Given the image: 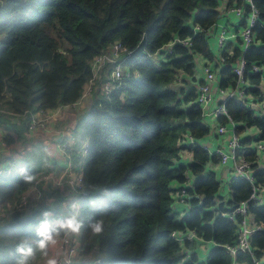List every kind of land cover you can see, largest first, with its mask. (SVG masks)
I'll return each instance as SVG.
<instances>
[{"label":"trees","instance_id":"obj_1","mask_svg":"<svg viewBox=\"0 0 264 264\" xmlns=\"http://www.w3.org/2000/svg\"><path fill=\"white\" fill-rule=\"evenodd\" d=\"M1 1L0 116L75 103L91 77V60L108 52L114 42L130 52L120 60L138 74L124 77L121 89L108 97H96L84 120L87 145L77 217L82 223L77 255H95V264H230L223 246L235 243L236 225L220 215L226 209L218 196L215 173L204 172L208 162L219 160L196 141L210 129L195 101L203 79L193 78L196 56L210 62L216 57L209 34L221 18L220 0ZM252 2L259 16L253 33L263 42L264 0ZM233 3L240 5L241 0H228V6ZM244 10L249 6L244 5ZM184 39H189L188 45L174 42L169 52L162 50L170 42ZM225 50L217 72L220 89L236 88L232 66L240 57L246 70L251 63L264 67V45L254 44L244 51L238 45L230 54ZM157 52L159 61L153 59ZM245 78V94L256 102L264 101L260 87L264 78L259 74H246ZM217 103L225 109L218 123H232L236 137L247 128L259 131L255 139L239 137L241 148L236 155L251 163L255 184L264 186V168L248 148L264 139V113L257 115L246 100L235 101L233 97ZM185 137L193 143L183 144ZM182 148L192 154L186 166L175 165ZM187 171L193 176L192 188L185 189L191 196L189 209L178 218L171 208L169 184L184 183ZM33 176L29 167L13 166L9 176L0 178V207H10V212L0 217V264H15L17 246L36 240L35 227L43 212L58 219L69 214L68 205L66 211L61 209L64 197L51 188L46 196L53 198L50 203L11 210L32 185ZM229 190L230 199L225 204L234 208L249 198L252 187L247 179L236 178L229 182ZM247 210L256 224H264V205L248 203ZM240 218L236 215V220ZM95 224L101 227L99 233L92 230ZM174 231L193 232L212 241L206 260H198L189 241L183 244L189 250L186 257L171 236ZM250 245L252 255H239L237 261L264 264V230L252 232ZM41 255L37 251L32 264H38Z\"/></svg>","mask_w":264,"mask_h":264},{"label":"built area","instance_id":"obj_2","mask_svg":"<svg viewBox=\"0 0 264 264\" xmlns=\"http://www.w3.org/2000/svg\"><path fill=\"white\" fill-rule=\"evenodd\" d=\"M223 4L224 13L226 15L230 14L234 19L241 23L240 27L236 30H230L229 27L225 26L219 21L214 24V29L212 30V36L214 38L215 49L217 50V56L211 63H207L203 67V83L197 86V93L195 101L200 106L202 111V117L204 122L208 120L215 119L217 120L218 116L225 115V109L223 105L218 104V100H223L227 97H233L235 101L246 100L248 106L253 110L264 111V101H255L252 96L245 94V87L247 86L246 74H259L262 77L263 66H259L255 63H251V68L246 70L245 60L240 57L235 64L232 66V71L237 78V86L235 89H220L217 87L218 84V67L223 63L224 57L222 56V51L225 49V46L229 39H236L239 42V48L244 51L251 45H264V41L256 39L255 34L253 33L254 26L259 22L258 11L253 5L252 0H241V4L237 5L233 3L231 6H228V0H220L219 6ZM2 1L0 0V6ZM244 5L249 6V10H244ZM198 28L195 27L196 31ZM220 30V31H219ZM179 40H174L170 42L165 47L163 51L166 53L170 51V47L174 42ZM181 44L188 45L189 39H184L179 41ZM130 52L120 42H114L108 49V52L102 53L95 56L90 62V71L91 77L83 86L79 100L85 99L88 95L93 93V91L98 87L100 88L102 94L105 97H108L114 90H119L122 87L123 78L126 76L136 77L138 74L135 71H130L127 67L124 66L123 62L120 60L121 56L129 55ZM155 53V55H157ZM230 54V53H228ZM159 55V54H158ZM108 66V67H107ZM181 80L180 74L176 81L179 83ZM264 82H261L263 84ZM215 86V90L211 89V85ZM213 105V106H212ZM1 112V111H0ZM43 111H40L42 113ZM213 121V120H212ZM213 125V126H212ZM231 125L230 131L233 129V124L221 125L217 122H212L211 126L214 129V133L217 137H225L228 134V126ZM35 127H44L43 120L31 118L27 124L29 130ZM193 139L190 137H185L183 144L193 143ZM239 137H236L231 131L230 138L226 142V147L215 148L208 151L210 155L214 154L219 160V164L228 166L230 168V177L229 181L236 178H245L247 179L252 187V192L249 198L245 201H241L237 206L228 207L223 201L225 211H221L220 215L232 220L236 227L234 230L235 243L233 245L223 246L229 256L230 264H240L237 261V257L242 254L252 255L253 248L250 245V235L255 230H264V224H256L251 215L248 213V203H254L255 205H264V186L255 184L251 174V163L243 159L241 156L236 155V150L240 149ZM56 146L58 149L65 151L66 145L63 142L58 141ZM203 147V146H202ZM7 148V145L3 139H0V178L7 177L11 174L13 169V164L4 157V152ZM205 148V147H204ZM248 148H251L255 153L256 160H263L264 158V142L263 140L252 142ZM206 149V148H205ZM207 150V149H206ZM67 168L70 170V163L67 164ZM52 181L62 184L63 176L55 177L51 172L37 173L33 176L32 185L19 197V200L16 201L11 210H22L27 209L30 205L38 201L40 198V188L44 180ZM69 188L71 191L72 198L70 199L68 205L69 215L75 214L78 217L79 214V196L82 193V174L72 175V178L68 179ZM32 197L29 199V196ZM191 196L181 189L178 193L175 194L173 201L179 203L182 206L189 205L188 200ZM75 206V207H74ZM1 208V207H0ZM66 208V207H65ZM186 208L181 212L183 214ZM8 211L5 213H9ZM236 215H240L241 218L236 220ZM65 216V217H67ZM64 217V218H65ZM171 236L179 243L183 248L182 251L186 257L189 255V250L184 248V241H193L196 239V235L193 232H172ZM57 256L55 259L58 264H73L75 256H77V243L75 244L73 237L69 238L67 243H62L58 246Z\"/></svg>","mask_w":264,"mask_h":264},{"label":"crops","instance_id":"obj_3","mask_svg":"<svg viewBox=\"0 0 264 264\" xmlns=\"http://www.w3.org/2000/svg\"><path fill=\"white\" fill-rule=\"evenodd\" d=\"M218 9L221 16L219 22L229 27L230 30L236 31L240 25L234 17L230 14L226 15L224 13L225 11L222 2ZM212 32L213 31L209 34V41L212 39L210 46L217 56ZM227 45L228 48L224 50L228 54L231 53L233 47L238 46V42L236 39H229L226 46ZM153 59L155 61H159L160 55H155ZM208 62L211 63L202 56L195 57L196 66L193 70V78L195 81L202 80L204 78L203 67ZM261 73L264 78V72ZM180 76H182V74H180ZM260 87L261 93L264 96V83L261 84ZM211 89L213 91L215 90V86L213 84L211 85ZM98 90H100V88L97 87L93 93L88 95L85 99H78L71 105L60 106L43 111L42 113H40V111H29L14 117L9 116L7 113H3L2 116H0V139H3L7 145L4 157L8 159L14 167H29L34 172V175L37 173L51 172L57 178L66 175H76L78 173L82 174L87 145V138L83 132V123L87 117L90 104L97 97L96 93ZM254 111L257 115L264 113V111L259 110V108ZM31 118L44 120V127H35L29 130L27 128V124ZM212 122H217V120L215 121V119H211L208 120V122H205L207 126L211 128L209 134L202 139L196 140L201 146L205 147L207 151L219 147L225 148L226 142L230 138L232 131H230L231 125H229L227 136L217 137L214 133V129L212 127L213 125L211 126ZM258 136L259 131L251 127L244 130L239 137L240 139L244 137L255 139ZM58 141L63 142L66 145L65 151L58 149L56 146ZM178 155L179 158L175 161V165L181 164L186 166L192 160V154L187 148H182ZM68 163L71 165L70 171L66 170ZM257 164L264 168V158ZM208 171H213L219 181L218 196L220 200L228 201L230 199V168L219 163L208 162L205 165L204 172L207 173ZM185 175L186 181L184 183H179L177 181L170 182L169 185L172 189V200L175 199V194L181 189L192 188V174L190 171H187ZM49 188H51L50 185H48L46 189L44 188L42 190L44 197L47 196ZM69 195L71 194L69 193L67 196ZM171 208L174 213L179 215L178 218H181L187 213L189 205L182 206L179 203L172 201ZM185 208V212L181 214ZM189 243L193 244V252L196 253L199 261H205L209 250L214 246L212 241H205L197 236L196 239ZM55 249L58 250V247ZM77 257L79 258L80 256L77 255ZM263 261L264 257L261 259V262ZM74 262H76L75 258L73 264H75ZM81 262L82 263L80 264H85V258L81 259Z\"/></svg>","mask_w":264,"mask_h":264},{"label":"clouds","instance_id":"obj_4","mask_svg":"<svg viewBox=\"0 0 264 264\" xmlns=\"http://www.w3.org/2000/svg\"><path fill=\"white\" fill-rule=\"evenodd\" d=\"M75 207V206H74ZM81 221L75 214L63 219L54 218L51 212H43L40 222L35 227V241H22L16 248L17 259L15 264H32L36 252L47 256L48 249H55L68 239L80 233ZM95 233L101 231L99 224L92 225ZM34 245V246H33ZM46 264H58L55 258H48Z\"/></svg>","mask_w":264,"mask_h":264},{"label":"rangeland","instance_id":"obj_5","mask_svg":"<svg viewBox=\"0 0 264 264\" xmlns=\"http://www.w3.org/2000/svg\"><path fill=\"white\" fill-rule=\"evenodd\" d=\"M220 31V30H219ZM212 42V39L209 41V43H211ZM262 72H264V70H261ZM97 97H102V93L100 92V93H98L97 94ZM44 120H43V124H44ZM209 129H211L210 127H209ZM245 130H247V129H245ZM263 142H264V139H263ZM66 170H68V171H70L68 168L66 169ZM53 175V174H52ZM54 176V175H53ZM69 178H72V175H69V176H63V182H62V184H59V183H57V182H55V184L52 182V181H49V179L48 180H44L43 182H42V185H41V188H40V198H39V200L38 201H36V202H34L33 204L34 205H41V203H43V202H51V201H53V198L52 197H50V198H46V197H44L43 196V194H42V190L45 188H47V186L48 185H50V187L51 188H53V190H56V191H58L63 197H64V201L62 202V204H61V209L63 208V210L64 211H66L65 210V207H66V205L69 203V201H70V199L72 198V196L71 195H69V196H67L69 193H71V191H70V186H69V184H68V179ZM54 179H55V176H54ZM67 190H69V191H67ZM32 197V195H30L29 196V199ZM67 197V198H66ZM42 201V202H41ZM34 205H32V206H34ZM10 207H1L0 208V217L2 216H4V215H6L5 213L8 211V209H9ZM79 235V234H78ZM78 235H76V236H73V240H74V242H75V244L78 242ZM57 254H59V252L57 253V250L56 249H48V253H47V256H45L43 253H42V255H41V258L39 259V261H38V264H46V260L48 259V258H55L56 256H57ZM77 258V259H76ZM81 259H84V257L83 258H78L77 256H75V261L76 262H74L75 264H80V263H82L81 262ZM85 260H86V263L87 264H95V261H96V259H95V255H92V256H90V257H88V258H86L85 257ZM85 263V264H86Z\"/></svg>","mask_w":264,"mask_h":264},{"label":"water","instance_id":"obj_6","mask_svg":"<svg viewBox=\"0 0 264 264\" xmlns=\"http://www.w3.org/2000/svg\"><path fill=\"white\" fill-rule=\"evenodd\" d=\"M213 29H214V27H212V30H213ZM175 43H176V44H180L179 41H176ZM194 197L197 198L198 196L195 195Z\"/></svg>","mask_w":264,"mask_h":264}]
</instances>
